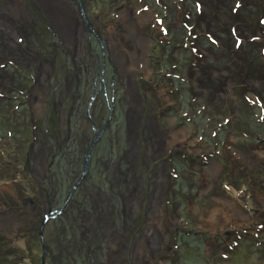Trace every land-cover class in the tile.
I'll return each instance as SVG.
<instances>
[{
	"label": "rangeland",
	"instance_id": "374dc122",
	"mask_svg": "<svg viewBox=\"0 0 264 264\" xmlns=\"http://www.w3.org/2000/svg\"><path fill=\"white\" fill-rule=\"evenodd\" d=\"M143 1L135 23L119 14L123 39L107 43L100 84V49L82 28L72 56L70 29L18 13L16 31L4 11L13 0H0V264L41 263L46 212L22 208L20 190L41 192L45 210L52 188L60 209L94 131L89 172L43 230L45 264H264V0ZM19 45L53 91L32 108L19 92L35 63ZM239 226L255 237L221 246L226 236L215 235ZM127 235L136 246L115 256Z\"/></svg>",
	"mask_w": 264,
	"mask_h": 264
},
{
	"label": "flooded vegetation",
	"instance_id": "af4514ba",
	"mask_svg": "<svg viewBox=\"0 0 264 264\" xmlns=\"http://www.w3.org/2000/svg\"><path fill=\"white\" fill-rule=\"evenodd\" d=\"M52 1H54V0H13V5H11L9 7L7 5H4L5 6L4 11L6 12L5 17L7 19V22H9V24L11 26H13L14 29L17 31V26L14 24V21L18 19V17H17L18 13H21L23 15V17L25 18V20L30 21V22H34L36 24V23L40 22V19H42L46 23H49V25L54 30L59 31V32H64L66 30L68 33V30L70 29L69 37H70V40H72V43L70 42V45L73 46L71 48L72 52L70 53V55H72V56L75 55V52H76L75 45L80 46V38L83 37L84 33L86 32L87 38L90 40H91V38L94 39V41L96 42V44L98 46V49H100V56L98 57L96 55V60L98 63V68H99L98 77H99L100 84H102L103 83V76H104L105 71H106L104 69V67H105L106 61L109 62L108 55L110 52H109V49H108L109 46L107 43L109 42L110 44H112L115 42L116 44H118V42H120V40L123 39L122 33H121V28L118 27V25L116 23L120 18L119 14L120 13L122 14V12H126L129 16H131V18H130L131 21L135 23V20H136L135 16H139V15L141 16L143 13H145L147 11L146 5H148V2L145 1L146 3L143 4L144 3L143 0H142V2H141V0H138V1H140V3H138L137 0H103V1L101 0L102 1L101 4H103V5H101L102 8H100V10H96V7L92 6L93 5L92 0H64V1L60 0L61 2H63V5H65L67 9H64V11H62L59 7H56L58 9V11H57L54 8L55 6H54ZM14 3H15V5H14ZM133 6H135V7H133ZM135 10H137L136 13L138 15L132 14ZM54 12H55V14H54ZM58 12H59L58 18H56V14ZM63 12L65 14H67L66 18H64V19H66L65 23H62L63 20L60 19V15L64 14ZM101 13H102V15H100ZM90 14H91V18H89ZM2 16H1V18L4 19L5 17L4 16L2 17ZM70 20L73 21L71 23V26L69 25ZM143 24H145V23L144 22L140 23V27H141V30L144 32V30L142 29ZM80 28H82V31H84V33L81 34V36H80ZM122 28H125V23L122 24ZM56 40L58 41L57 45H56V48H57L56 50H58V48L60 47V44H62L59 41L58 34H56ZM123 41L125 42L126 40H123ZM62 46H67V44H62ZM89 48H90V43H89ZM27 50H28V48L24 49L21 45H19V51L22 54V56H24L25 58H31L33 63H35V67H34L35 73L34 72L32 73V78H31L29 85L26 88H23L21 90V92H19V96L21 97V99H23L22 102L24 103V105L29 103V106L32 108L31 103L35 100H39L38 94L40 93L41 90H44V89L47 90V91H45V94L47 97L49 94H50V97H51V95L53 96V91H51V93L48 91V88L46 85L47 82H45V77H44L43 73H40V71H42L40 69V65H38L37 60L35 58H33V55L31 53H28ZM59 51H62V54H63L65 61H66V54L64 52L63 47H60ZM70 55H68V56H70ZM16 58H17V56H16ZM46 63H47L48 67L53 66V64H50L49 62H46ZM63 68H62V66L60 67L59 73H61ZM13 75H15V74H13ZM16 76H14V79H12L13 81H15ZM48 77L50 79L51 74ZM9 80H10V77H9ZM141 84H142V82H141ZM152 85H153V82H147V84H146V86L150 87V88ZM136 86L137 85L135 84V87ZM12 91L14 93H16V91L14 89ZM17 98H19V97L15 96L12 99L13 103H16L19 100ZM111 113H112V111H110V114ZM111 115H113V113ZM67 124L69 125L70 123L67 122ZM99 133L100 132L94 131L95 137L97 136L96 134H99ZM56 155L57 154L55 152V154L53 155V158L51 157L50 162H48V166H47L48 168L46 167L47 172L49 173V174H47L48 182L50 181L49 177L51 174V168L54 164ZM178 162L181 163V161H178ZM88 172H89V170H88ZM81 173H82V171L80 172L79 176H81ZM85 177H84V179H85ZM84 179L82 181H84ZM23 182L24 181L22 180L21 183H23ZM26 184L31 185V184H33V182L27 181ZM72 187L70 188L71 190H72ZM49 190L50 191L47 194V198H46L48 205H47V208H45V210L40 209L41 206H39V208L37 207L38 206L37 200L40 199L41 192H39L40 195H36V193H35L34 200H31L29 197V192H26L23 189L20 190L21 193H23V197L21 199L22 208H24V206H26L27 202H28V205L30 208H27V210H29V212H34V213L35 212L37 213V211H40L41 213L46 212L43 215V218L41 221V223L45 222V226H46V223L48 220L56 219V217H58V216L54 217L53 213L55 211L51 210L50 197L54 195V190L52 188H49ZM33 191L34 192L36 191V186H33ZM36 192H38V191H36ZM35 199H37V200H35ZM41 203L42 202H40L39 204H41ZM68 203H67V205H68ZM36 208H38L40 210H37ZM45 216H48V218L45 219ZM248 216H249V214H248ZM176 230H177V232H183L181 230V228H177ZM251 231H252V229L250 226L244 227V228L239 226L237 229H231V230H227L226 232L217 233L215 236L216 237L217 236L220 237L221 235L226 236L225 240L223 242H221V246H228V245L233 244L232 241L230 240L229 236L230 237L233 236L234 238H237V240H238V238L239 239L242 238V239L246 240V239H248L249 236L255 237V235L251 234ZM43 235H44V233H43ZM113 238H115L117 240L116 236H113L112 239ZM39 239H40V237H39ZM43 239H44V236H43ZM121 239L123 242H122L120 248L115 249V251H116L114 254L115 256H120L122 254H126L128 252V249H130L132 247V245L136 246V244H137V241L130 240V237L128 235L126 237L122 236ZM109 243H110V241H109ZM228 243H231V244H228ZM136 248H139V244L137 245ZM160 250H161V248H160ZM229 250L232 251V246L229 247ZM107 255L109 257V254H107ZM106 260H109V258ZM118 260H119V258H115V261H118ZM41 261H42V259H41ZM44 264H45V260H44Z\"/></svg>",
	"mask_w": 264,
	"mask_h": 264
},
{
	"label": "water",
	"instance_id": "95a60500",
	"mask_svg": "<svg viewBox=\"0 0 264 264\" xmlns=\"http://www.w3.org/2000/svg\"><path fill=\"white\" fill-rule=\"evenodd\" d=\"M111 117H109L107 119V121L105 122V127L104 129L109 125V121H110ZM97 136L95 137V139L88 145L89 147L86 149V152H85V160H84V163H83V169H82V173H81V176L79 177L80 179L76 182V184L72 187V190L71 192L68 194L67 198H66V202L65 204L59 209V210H56L54 213H53V216L56 217V216H59L61 215L67 205V203L69 202V199L70 197L72 196V194L76 191V187L79 186L82 182V180L84 179V177L86 176L88 170H89V164L91 162V152L92 150L96 147L95 145L97 144L98 140L100 139L101 137V133L99 134H96ZM48 216H45V219H47ZM45 227V222L42 223L40 229H39V237H40V244H41V255H42V261H41V264H44V260H45V245L43 244V229Z\"/></svg>",
	"mask_w": 264,
	"mask_h": 264
},
{
	"label": "trees",
	"instance_id": "16d2710c",
	"mask_svg": "<svg viewBox=\"0 0 264 264\" xmlns=\"http://www.w3.org/2000/svg\"><path fill=\"white\" fill-rule=\"evenodd\" d=\"M222 55H224V53L222 52ZM18 253V252H17ZM24 260V259H23Z\"/></svg>",
	"mask_w": 264,
	"mask_h": 264
}]
</instances>
